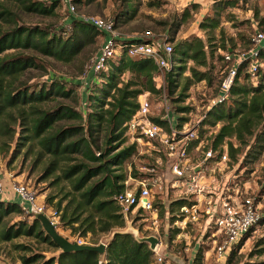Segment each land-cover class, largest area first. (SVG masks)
I'll return each mask as SVG.
<instances>
[{
	"label": "trees",
	"instance_id": "16d2710c",
	"mask_svg": "<svg viewBox=\"0 0 264 264\" xmlns=\"http://www.w3.org/2000/svg\"><path fill=\"white\" fill-rule=\"evenodd\" d=\"M74 1L77 5L86 6L98 0ZM240 1L220 0L216 4L225 9L236 6ZM61 4L60 0H51L49 3L40 0H0V21L14 23L9 28L0 23V135L9 132L11 123L22 120L21 125L27 126L29 132L25 139H37L41 156L48 157L45 175L59 172L56 177L58 182L65 180L72 188L64 197L65 200L71 196L62 209L61 221L81 237L106 233H112V237L104 253L94 250L64 252L47 234L37 216L30 214L27 216L32 217L31 221L26 218L11 223L16 216L24 214V211L16 201L0 200V243L25 236L59 250L57 255L48 258L41 253L21 255L24 264L37 261H40V264H152L154 251L149 244L139 242L133 233L122 230L126 221L114 197L124 188V181L127 179V175L119 168L136 153L134 144H126L128 138L125 123L138 109L142 93H159L154 80L158 67L149 57H133L128 54L130 43L137 39H122V55L109 60L107 69L92 72L89 76L84 109L77 110L67 105L42 108V104L56 98V95L71 97L73 86L67 87L66 82L60 79H54L38 88L18 83L28 69L40 66L37 55L19 51H33L57 61L70 63L88 44L102 39V34L92 24L73 17H70L65 26L56 29L19 23V16L11 6L28 13L51 15ZM191 7L197 10L199 5L195 3ZM138 12L134 4L128 2L123 5L114 16L116 27L120 28L135 19ZM188 12L189 7L186 8L185 14H189ZM255 16L259 18L258 11ZM261 22L263 24L264 20ZM220 26L219 13L207 14L200 22V27L209 36L210 44L202 37L191 36L174 45V39L167 37L173 44L177 62L166 74L167 94L174 103L184 104L193 83L201 80L212 82L213 76L209 70L201 71L195 66H188V61L192 60L196 66L209 64L210 56L217 49L212 43L215 37L210 34ZM208 47L211 49L208 50ZM226 48V51H235ZM8 50H16L18 53L1 55ZM260 57L264 60V48L260 50ZM226 64L227 62L224 66ZM187 70H190L192 75L184 77L183 81ZM174 107L179 112L190 110V106ZM153 118L162 122L158 117ZM64 119H78L84 121L85 125L82 122L79 125L57 128V123ZM205 122L211 125L221 123L212 140L211 146L214 149L227 143L230 157L238 161L237 154L242 151L241 147H244L240 153L241 160L244 159L247 163L256 162L264 152V72L252 77L247 71V62H243L230 88L229 98L213 105ZM86 126L87 133L84 131ZM101 129L108 133L106 147L102 150L98 147L99 150L96 151L95 133ZM14 134L15 129L12 136ZM76 155L83 157L72 163ZM85 159L90 160L92 164ZM62 201L58 202L59 209ZM183 202V199L176 200L174 204L180 205ZM263 221L264 216L259 224ZM174 236L175 234H170L171 238ZM244 240L245 238L232 251L227 264L236 261L238 249ZM13 246L18 250H31V247L25 244L13 243ZM263 253L264 249H261L257 254ZM202 256L203 250L200 247L194 264L202 261ZM163 264L177 263L164 261ZM249 264H264V260Z\"/></svg>",
	"mask_w": 264,
	"mask_h": 264
},
{
	"label": "built area",
	"instance_id": "2783aa9c",
	"mask_svg": "<svg viewBox=\"0 0 264 264\" xmlns=\"http://www.w3.org/2000/svg\"><path fill=\"white\" fill-rule=\"evenodd\" d=\"M60 1L68 14V22L70 17L78 18L92 24L102 34L101 50L84 78L87 91L91 73L107 69L109 60L119 58L123 52L121 40L128 38L122 37L113 16L82 13L74 0ZM132 38L137 41L130 43L127 52L133 57H149L156 63L158 72L154 80L159 93L145 91L140 95L138 109L125 123L126 136L136 146V152L146 154L152 162L137 166V175L132 171L129 173L124 188L115 195V201L126 222H131L132 214L137 211L142 217L151 218L148 236H156L160 241L153 250L152 264L164 263L160 250L171 230L177 229L181 234L197 226L203 228L204 233L214 229L213 263L227 264L232 251L258 227L264 213L260 208L261 201H257L248 190L245 194L241 191L228 144L216 149L211 146L221 123L211 125L205 120L213 105L229 98L230 88L243 62H247V71L252 77L264 72V60L260 57V50L264 48V31H255L249 48L223 53V62L227 64L222 72L219 94L202 111L196 108L195 113L193 105L188 112L170 108L166 74L177 63L172 42L167 37L158 38L152 31ZM205 82L201 80L197 84ZM154 101L160 106L158 113ZM11 195L19 198L18 203L25 215L44 214L54 224H59L60 212L49 210L39 202L26 182L13 179L6 183L0 179V200L12 201ZM181 199L183 203L174 204ZM161 210L166 219L164 229L160 227ZM86 238L78 236L75 241L90 243ZM108 242L101 240L106 245Z\"/></svg>",
	"mask_w": 264,
	"mask_h": 264
},
{
	"label": "rangeland",
	"instance_id": "374dc122",
	"mask_svg": "<svg viewBox=\"0 0 264 264\" xmlns=\"http://www.w3.org/2000/svg\"><path fill=\"white\" fill-rule=\"evenodd\" d=\"M49 3L51 0H40ZM134 4L138 8V15L135 19L122 25L119 30L123 38H132L139 33L152 31L158 38L164 39L166 37L173 38L174 45L191 36L202 37L207 44H210L209 36L205 30L200 27V22L207 14L219 13L221 14V26L215 30L210 36H214L212 41L217 46L215 52L210 56L209 64L207 66H196L192 60L188 61V66H195L199 70H209L213 76L211 83L206 80L204 84L193 83L188 91V97L184 104L174 103L171 99L170 108L177 111L174 105L190 106L193 105L195 110L206 108L215 97L219 94L222 72L224 69V54L227 48H232L235 51L244 50L250 47L252 38L256 30L264 31V0H241L236 6L221 9L212 0H98L89 5H77V9L82 13H94L102 16H115L116 12L126 3ZM197 3L199 8L193 10L191 6ZM19 16V23L26 25H40L42 27H52L54 29L59 26H65L68 22V14L61 4L56 11L51 15H42L38 13H28L22 9H17L11 6ZM190 8L189 14H185L186 8ZM216 11V12H215ZM259 12V18L255 16V12ZM6 28L12 27L14 23H4L0 21ZM102 39L88 44L83 52L72 62L64 63L57 61L54 58L46 57L37 54L33 51H19L23 54L37 55L39 67H32L28 69L24 75L21 76L20 82L38 88L50 83L54 79H60L66 82L67 87L73 86L72 96L63 97L56 95V98L41 105L42 108H54L57 106H72L75 109H84L83 103L85 101V75L91 71V65L101 50ZM211 47H208L210 50ZM18 53L16 50H8L1 55H9ZM192 73L187 70L184 77H191ZM127 78V76H126ZM183 83V82H182ZM84 94V95H83ZM160 106L154 101V109L158 113ZM84 121L74 119H64L57 123V128H62L71 125H79ZM22 120L11 123L9 132L0 135V179L9 183L11 180H21L26 182L33 193L36 195L39 202L43 203L49 210H58L60 212V222L57 228L61 234L68 237L71 241L79 236L78 232L65 225L61 221L62 209L67 204L69 196L64 200L72 188L65 180L58 182L56 178L59 172L51 175H45L44 170L48 166V157L41 156V147L37 139L26 140L25 136L29 134L27 126L21 125ZM15 129V134L12 132ZM87 133V126L84 129ZM81 135V133L79 134ZM86 136V135H85ZM108 133L105 129L98 130L95 133L96 151L98 147L100 150L106 147ZM25 143V144H23ZM116 142H113L115 144ZM126 144H131L127 141ZM239 146V145H238ZM242 151L244 147H241ZM237 154L238 161L233 160L235 165V172L238 173V181L241 186V191L245 194L248 192L261 201L260 208L264 213V152L260 158L254 163H247L241 160V152ZM76 163L81 159L82 155L74 156ZM92 164L90 160L85 159ZM152 162V159L146 154L136 152L122 168H119L128 177L132 171L136 173V167L139 165H146ZM94 164V163H93ZM248 169L253 170L252 172ZM51 200H48V198ZM62 201L61 209L58 208V202ZM162 212V210H161ZM32 220L25 214L16 216L12 221L19 219ZM131 222H126L123 231L131 232L134 235L136 232L139 236H148L150 233L149 225L150 217H142L141 213L137 211L131 216ZM166 219L164 212L160 213V227L165 228ZM213 231L208 229L204 233V229L197 226L194 230L190 229L188 232L181 234L171 230L170 234H175L173 238L167 235L164 246L161 247L160 253L164 261L174 262L177 264H194L199 247L203 250V259L198 264H214L212 254L213 247ZM112 233L106 234H89L86 240L92 244L101 240H110ZM14 244H25L31 247L30 251L15 249ZM264 249V221L252 231L243 244L240 245L238 253L233 264H249L251 262L263 261L264 253L257 254L259 250ZM209 251V254H208ZM211 251V252H210ZM33 253H41L45 257L57 255L59 250L54 249L45 243L35 242L33 238L19 237L10 242L0 243V264H24L21 260V255L29 256ZM40 261L32 264H40Z\"/></svg>",
	"mask_w": 264,
	"mask_h": 264
},
{
	"label": "water",
	"instance_id": "95a60500",
	"mask_svg": "<svg viewBox=\"0 0 264 264\" xmlns=\"http://www.w3.org/2000/svg\"><path fill=\"white\" fill-rule=\"evenodd\" d=\"M214 3L218 2L220 0H212ZM39 220L41 221L44 230L47 232V234L50 235L52 240L56 243V245L64 252H71V251H78V250H94L99 253H104L106 251V248L108 245L105 243H99V244H78L76 241H71L68 237L61 234L57 228V225L54 224L48 216L44 214H37L36 215ZM135 238L139 242H145L148 243L150 248L152 250H155L157 245L159 244V238L156 236H139V234L136 232L134 235Z\"/></svg>",
	"mask_w": 264,
	"mask_h": 264
},
{
	"label": "crops",
	"instance_id": "0c3cea01",
	"mask_svg": "<svg viewBox=\"0 0 264 264\" xmlns=\"http://www.w3.org/2000/svg\"><path fill=\"white\" fill-rule=\"evenodd\" d=\"M14 195H11V197H12V201H17V202H19V198L17 197V196H14Z\"/></svg>",
	"mask_w": 264,
	"mask_h": 264
}]
</instances>
